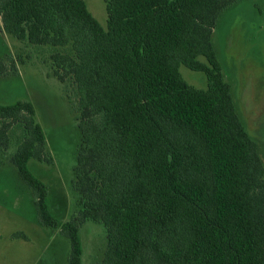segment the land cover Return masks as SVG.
Returning a JSON list of instances; mask_svg holds the SVG:
<instances>
[{"label":"trees","instance_id":"obj_1","mask_svg":"<svg viewBox=\"0 0 264 264\" xmlns=\"http://www.w3.org/2000/svg\"><path fill=\"white\" fill-rule=\"evenodd\" d=\"M240 1L105 0L104 28L84 0H0L4 33L50 51L80 130L78 209L60 223L29 169L52 162L35 106L0 104V166L17 168L38 221L69 240L67 264H83L89 221L107 231L100 264H264V163L214 44ZM18 62L0 59V78ZM182 66L207 88L186 82Z\"/></svg>","mask_w":264,"mask_h":264},{"label":"rangeland","instance_id":"obj_2","mask_svg":"<svg viewBox=\"0 0 264 264\" xmlns=\"http://www.w3.org/2000/svg\"><path fill=\"white\" fill-rule=\"evenodd\" d=\"M107 28L105 0H84ZM214 44L225 80L250 137L264 163V0H242L221 17ZM22 56L15 76L0 78V104L31 102L43 127L50 164L30 160V171L48 186L52 215L64 223L77 211L72 190L81 135L66 97V88L52 77L48 49L18 42L0 28V59ZM182 77L198 89L207 88L205 74L185 66ZM16 151L14 138L9 154ZM32 190L8 160L0 166V264H67L70 242L56 228L38 221ZM83 264H100L107 247L103 224L89 221L80 231Z\"/></svg>","mask_w":264,"mask_h":264}]
</instances>
